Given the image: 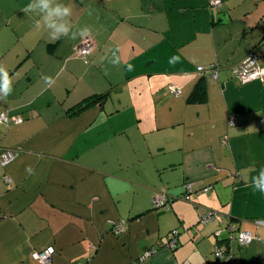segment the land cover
I'll return each mask as SVG.
<instances>
[{"label":"crops","instance_id":"0c3cea01","mask_svg":"<svg viewBox=\"0 0 264 264\" xmlns=\"http://www.w3.org/2000/svg\"><path fill=\"white\" fill-rule=\"evenodd\" d=\"M209 1L57 0L77 35L53 39L24 12L33 0H0V68L12 81L0 114L24 118L0 124V264H34L48 247L53 264H133L148 249L144 264H223L220 242L234 264H264L254 223L264 193L252 187L264 169V76L242 84L234 73L251 55L264 68V0ZM213 63L218 78L197 71ZM157 193L168 209L153 208ZM209 210L223 220L201 224ZM229 224L254 241L230 239Z\"/></svg>","mask_w":264,"mask_h":264},{"label":"built area","instance_id":"2783aa9c","mask_svg":"<svg viewBox=\"0 0 264 264\" xmlns=\"http://www.w3.org/2000/svg\"><path fill=\"white\" fill-rule=\"evenodd\" d=\"M209 6L210 7H222L223 2L222 0H210L209 1ZM95 48V44L88 38H86L78 47V55L82 56L83 59H85V63H88V57L93 53ZM249 59H252L253 61L250 62V64L246 65L245 63L248 62ZM256 57L254 55H251L245 62V66L241 65L240 67L236 68L235 70V76L237 79L242 83L246 84L248 82H251L256 79H262L264 76V68L256 66V68H253L252 64L256 62ZM218 65L214 66H209V67H198V72L204 73L208 71L209 73H212V77L218 78ZM170 92L174 95H179V91L171 87ZM24 122V118L21 116H13L11 115L8 111H4L0 114V124H21ZM235 120L233 118L230 119V125H234ZM227 139L225 138L223 140V143H226ZM6 162V161H5ZM3 162V163H5ZM9 181V179H7ZM185 193L181 197L182 200L186 202L191 201V195L193 192H195V184L192 182H188L185 185ZM204 191H208L209 188H204ZM172 203V198H170L168 195L165 193H157V195L154 197L153 201V208L160 210V209H168L169 205ZM221 215L214 210H209L206 212L200 220V223L203 225L209 224L212 221H221ZM255 225L257 227H264V219H258L254 221ZM124 223H121L117 225L114 228V231L116 234H120L124 232ZM227 229L230 233V239H236L240 245H246L249 243H252L255 239V236L253 233L249 231H240L237 235H235L236 227L235 225L229 224L227 226ZM180 231L178 229H175L174 231L171 232V234L168 237L167 240V247L171 249H176L178 246V241H179V233ZM228 239V240H230ZM226 242H220L216 245L215 247V254L218 260L222 261L223 264H234L231 261V254L229 251L225 248L227 245ZM154 250L150 249L145 251L141 257L137 260L136 263L133 264H144L148 261V259L151 258V256L154 254ZM55 253L54 247H48L43 251L40 252H34L32 257L34 260V264H53V255Z\"/></svg>","mask_w":264,"mask_h":264},{"label":"clouds","instance_id":"9594fccd","mask_svg":"<svg viewBox=\"0 0 264 264\" xmlns=\"http://www.w3.org/2000/svg\"><path fill=\"white\" fill-rule=\"evenodd\" d=\"M25 13H36L41 16V21L36 24L37 28L46 27L53 39H58L60 36H70L75 38L76 32L72 31L70 17L72 16V8L64 4L58 3L57 0H33L32 3L24 8ZM87 29L81 30V35L87 32ZM114 63H118L114 61ZM129 70L132 68L129 66ZM49 84L53 83L51 77H44ZM11 79L8 72L0 68V93L8 95L11 92ZM252 187L254 191L264 193V169H261L258 176L253 178Z\"/></svg>","mask_w":264,"mask_h":264},{"label":"trees","instance_id":"16d2710c","mask_svg":"<svg viewBox=\"0 0 264 264\" xmlns=\"http://www.w3.org/2000/svg\"><path fill=\"white\" fill-rule=\"evenodd\" d=\"M93 54V53H92ZM91 54V55H92ZM90 55V56H91ZM90 56L88 57V63H85V59H83V57L82 56H80L83 60H84V63L85 64H89V59H90ZM238 68V67H237ZM197 71H198V68H197ZM208 72V71H207ZM209 73V72H208ZM210 74V76H212V73H209ZM200 84V83H199ZM197 85V87H196V89H195V91H194V93H193V98L195 99V100H197V101H200V99L202 100V98L200 97V90H202L203 88H200V85ZM200 88V89H199ZM197 89H199L198 91H197ZM107 96H108V93H106V94H103V95H101V96H97L96 98L97 99H106L107 98ZM87 102H88V104L89 103H91V99L89 98V99H87ZM85 105H87V104H84V105H82V107H84ZM148 250H150V249H148ZM147 251V250H146Z\"/></svg>","mask_w":264,"mask_h":264},{"label":"water","instance_id":"95a60500","mask_svg":"<svg viewBox=\"0 0 264 264\" xmlns=\"http://www.w3.org/2000/svg\"><path fill=\"white\" fill-rule=\"evenodd\" d=\"M247 59H248V58H247ZM247 59H246V60H247ZM251 61H253V60H252V59H249L248 62H246L245 64L248 65V64H250ZM245 64H243V65L245 66ZM252 66H253V68H256L257 63L254 62V63L252 64ZM11 154H15V152H10L9 155H8V157L6 156V159L10 160V155H11ZM5 161H7V160H4L3 162H5ZM217 212H218V211H217ZM218 213L221 215V219H220V220L222 221V220H223V214L220 213V212H218ZM212 222H213V221H212ZM206 225H207V224H206ZM179 233H180V232H179ZM179 236H180V234H179Z\"/></svg>","mask_w":264,"mask_h":264},{"label":"rangeland","instance_id":"374dc122","mask_svg":"<svg viewBox=\"0 0 264 264\" xmlns=\"http://www.w3.org/2000/svg\"><path fill=\"white\" fill-rule=\"evenodd\" d=\"M215 64H216V63H213V64H211V65L214 66ZM211 65H210V66H211Z\"/></svg>","mask_w":264,"mask_h":264}]
</instances>
